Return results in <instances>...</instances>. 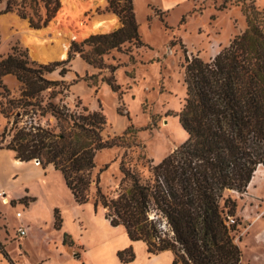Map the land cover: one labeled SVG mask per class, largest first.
<instances>
[{"label": "trees", "instance_id": "1", "mask_svg": "<svg viewBox=\"0 0 264 264\" xmlns=\"http://www.w3.org/2000/svg\"><path fill=\"white\" fill-rule=\"evenodd\" d=\"M3 1L0 15L16 13L36 30L47 26L60 9L59 0H0V4ZM108 1L122 27L91 36L80 45L72 43L65 61L37 65L16 47L0 58V86L8 75L21 85L19 98L9 101L2 112L13 117V123L2 132L1 140L6 136L10 140L0 150L13 152L14 159L23 163L38 160L44 169L52 166L79 206L90 201L94 188V211L101 207L110 226L123 227L131 241L146 245L149 255L170 252L172 264H241L242 252L233 234L236 220L228 225L227 218H234L237 209L230 194H243L254 173L264 169V11L250 0L251 5L242 9L246 30L209 61L185 55V98L178 120L186 141L162 162L149 166L145 180L123 158L117 196L110 197L99 187L98 175L93 178L94 159L100 151L123 146L131 128L121 137L104 138L105 116L86 107L70 111L62 99L55 103L67 88L63 81L45 77L76 54L96 67L103 56L127 43L144 46L131 0L124 5L121 0ZM84 46L92 49L85 52ZM68 72L62 68L59 75L64 78ZM106 84L113 93L119 90L114 79ZM50 118L55 121L52 128ZM61 225L55 210L54 228L60 230ZM68 238L64 234L63 245L70 244ZM0 251L14 264L1 244ZM117 258L128 264L135 256L127 248Z\"/></svg>", "mask_w": 264, "mask_h": 264}, {"label": "rangeland", "instance_id": "2", "mask_svg": "<svg viewBox=\"0 0 264 264\" xmlns=\"http://www.w3.org/2000/svg\"><path fill=\"white\" fill-rule=\"evenodd\" d=\"M101 1L104 3L83 11L82 17L74 22L76 3L72 2L68 13L64 15L63 10L68 3L67 0H59L60 9L49 22L58 20V24L52 26V32L43 31L48 44L55 46L51 38L64 28L72 31L77 29L75 26L78 24L90 26V22L98 16L115 15L120 21L113 13V6L110 8L109 1ZM126 1L121 0L120 4L124 5ZM251 2L189 0L176 9L164 10L160 7L161 0H131L143 47L136 48L134 43H127L119 51L112 50L103 56L100 66L98 64L96 67L86 64L76 54L67 65L56 66L53 73L45 75L50 81H63L67 88L64 96L55 98V103L62 99V103L70 111L86 107L91 112L98 111L105 116L107 123L102 132L104 138L121 137L131 128L123 137V146L100 151L95 156L93 178L98 175L99 187L104 194L117 196L123 177L120 172L123 158L127 167L145 180L150 176L149 166L162 162L186 141L187 135L178 120L185 98L184 57L198 56L204 61L212 59L235 36L246 30L242 9L251 5ZM253 6L264 11V0H254ZM4 8L3 1L0 11ZM41 12L44 13L43 9ZM16 21L18 25L15 24ZM28 30L34 29L16 13L0 15V58L6 57L16 47L20 51H26L29 60L37 65H48L40 64L31 57V48L24 40ZM98 35L102 34L90 35L72 43L80 45L89 37ZM91 49L92 46L83 47L85 52ZM62 68L69 70L71 80L65 81V77H60ZM113 69H116L114 73ZM111 79L119 86L117 93L112 94L106 84ZM77 84L80 87L74 88ZM1 85L0 146L4 147L10 138L6 136L5 141H2L1 135L4 129L9 131L13 117L6 118L2 112L9 108V101L19 98L21 85L10 75L1 78ZM24 121L25 119L19 125H23ZM48 121V127L52 128L55 125L54 119L50 118ZM41 123L45 125L46 119ZM8 155L10 156V152L0 154V188H5L8 200V204L3 205L0 198V237L7 238V248L4 251L9 259L14 264H55L60 254L71 253L61 246V230L65 229L66 233L79 240V245L84 250L91 249L90 253L95 257L96 245L103 242L107 245L104 264H117L113 249L122 243L121 236L118 230L108 226L104 217L99 215L105 213L101 207L94 211V188L87 203L93 209L92 214L85 207L87 204L75 205L59 173H47L50 166L44 169L38 160L31 162L35 168L23 162L17 164L16 160L14 164H10L6 160ZM104 167L107 169L101 172ZM230 195L237 205L233 234L242 252L241 264H264V171L258 169L254 184L243 194ZM32 200L36 202L29 210ZM54 208H57L64 221L61 230H56L52 225ZM17 212L22 214L21 219L16 218ZM30 217L34 219L32 222L29 221ZM20 227L25 229L24 237L17 234ZM83 228L88 231L79 233ZM79 235L83 237L79 238ZM69 241L70 238L67 239ZM132 251L135 256L134 264H169L167 255L148 261L140 244L132 248ZM74 252L79 253L78 250Z\"/></svg>", "mask_w": 264, "mask_h": 264}, {"label": "crops", "instance_id": "3", "mask_svg": "<svg viewBox=\"0 0 264 264\" xmlns=\"http://www.w3.org/2000/svg\"><path fill=\"white\" fill-rule=\"evenodd\" d=\"M189 0H161V5L160 7L164 10H173V9H176L178 8L179 6L185 4V3H188ZM160 9V11L163 12V10ZM164 13V12H163ZM70 79L71 80V74L70 73H67V75L65 76L64 80H68ZM74 88H79L80 87V84H77L76 86H73ZM113 94V92H112ZM7 152H10V156L8 155L6 157V160L10 163V164H14V154L13 152L11 151H8V150H0V154H3V153H7ZM24 164H30L32 166V163H24ZM33 167V166H32ZM35 168V167H33ZM42 172H44L42 169H41ZM58 173L57 171H55L53 169L52 166H50L49 169H47V173ZM249 188V187H248ZM5 188L4 187H1L0 188V198L3 199L4 197L6 198V193H5ZM28 195L30 196L29 192H28ZM11 200H13L12 197H10ZM73 199V198H72ZM74 201V200H73ZM36 202V201H35ZM34 201H32L30 203V206H29V210H31L32 208V205L35 204ZM75 203V202H74ZM76 205V203H75ZM77 206V205H76ZM84 207V206H83ZM86 208H89L88 204L85 205ZM91 210V213L93 214V209L89 208ZM57 210V208H54L53 209V219H52V225L54 227V211ZM100 216L104 217V214H101L99 213ZM61 217V216H60ZM32 220H34L32 217L29 218V221L32 222ZM62 220V218H61ZM105 220V218H104ZM108 224V226L110 225L109 222L107 220H105ZM64 221L62 220V225H63ZM62 225H61V229H62ZM111 227V226H110ZM113 229L115 230H118V234L121 236V240H122V243L118 246H115L114 249H113V253L115 254L116 256V261H117V264H122L118 258H117V253L119 251H122L124 249H127L129 247H132L134 248L136 245H141L143 250H144V255L145 257L148 259V261H155L157 259H160L161 257H163L164 255H167L169 257V264H172V260H173V256L170 252H162L158 255H149L147 253V248H146V245L141 242V241H137V242H133L131 241L128 236H127V233L126 231L124 230L123 227H112ZM60 229V230H61ZM91 231V229H89ZM63 232V236L64 234L68 235L69 238H70V241H69V245H63L62 244V241H63V238L61 240V246H62V249H65V250H70L71 253L69 252H66L65 254H60L59 258L57 259V261L55 262V264H104V259H105V250H106V246L105 244H103V242H101V244H98L96 245V250H97V255L96 257L94 255H92L90 253V250L91 249H87V250H84V248H82L80 245H79V240L76 239V237L74 236H71L69 235L68 233H66V230L63 229L61 230ZM88 230L86 228H83V230H80L79 233H86ZM83 235H79V238H82ZM0 244L5 248H7V238H4L2 239L0 237ZM105 247V248H104ZM57 250V248H56ZM75 250H78L79 253L77 252H74ZM135 262V259L133 262L131 263H128V264H134ZM0 264H10V262L3 256V254L1 253L0 251ZM23 264H32V263H23Z\"/></svg>", "mask_w": 264, "mask_h": 264}, {"label": "bare ground", "instance_id": "4", "mask_svg": "<svg viewBox=\"0 0 264 264\" xmlns=\"http://www.w3.org/2000/svg\"><path fill=\"white\" fill-rule=\"evenodd\" d=\"M101 0H86L85 2H80L79 0H67L68 6L65 7L63 10L64 15L68 13L69 6L72 4V2L76 3L77 12H75V15L73 16L74 22H77L80 17H82L83 11L93 8L97 4H103L104 1ZM63 4V3H62ZM58 21V20H57ZM54 22V24L50 25L46 30L42 31H33L28 30L25 33V43L27 46L31 48V57L37 61L40 64H49L53 61H57V58H54L53 55L57 52L58 49H67V46L65 44V40H63V37L66 36L68 38V41H79L80 39L86 38L90 35L94 34H107L112 31H115L118 27V19L115 15L112 16H98L90 22V26H80L78 24L77 29L69 31L67 28H64L61 30V32H58L57 35H54L51 39H53L55 46H50L48 41H46V38L44 37L43 31H53L52 26L58 24ZM15 23V22H14ZM18 25V22L16 23ZM29 48V49H30ZM64 58V56H63ZM17 164L20 163V161H15ZM36 166L37 164L34 163ZM264 171V169H262ZM258 170L254 173L253 178L251 182L249 183L248 187H251L255 182V175L257 174ZM3 205L8 204L7 198H3L2 202Z\"/></svg>", "mask_w": 264, "mask_h": 264}, {"label": "water", "instance_id": "5", "mask_svg": "<svg viewBox=\"0 0 264 264\" xmlns=\"http://www.w3.org/2000/svg\"><path fill=\"white\" fill-rule=\"evenodd\" d=\"M61 1V0H60ZM118 19V18H117ZM54 24V21L49 23V25L43 27L42 29H34L33 31H42V30H46L50 25ZM122 26V24L120 23V21L118 20V27ZM117 27V28H118ZM113 32V31H112ZM110 32V33H112ZM110 33H107V34H110ZM102 35H106V34H102ZM63 40H65V44L67 46V49L65 50L64 48L63 49H58L57 52L53 55L54 58H57V62H61V61H65L67 58H68V49L71 45L72 42L74 41H68V38L66 36L63 37ZM64 56V58H63ZM55 62V61H53ZM52 63V62H51ZM38 162V161H36Z\"/></svg>", "mask_w": 264, "mask_h": 264}, {"label": "built area", "instance_id": "6", "mask_svg": "<svg viewBox=\"0 0 264 264\" xmlns=\"http://www.w3.org/2000/svg\"><path fill=\"white\" fill-rule=\"evenodd\" d=\"M16 218H17V219H21V218H22V214H21L20 212H17V213H16ZM234 223H235L234 218H232V217H228V218H227V224H228V225H232V224H234ZM17 234H18L19 237H24V236L26 235L25 229H23V228L20 227V228L17 230Z\"/></svg>", "mask_w": 264, "mask_h": 264}]
</instances>
